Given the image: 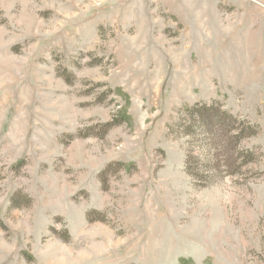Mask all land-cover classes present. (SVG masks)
Returning <instances> with one entry per match:
<instances>
[{
    "label": "rangeland",
    "instance_id": "1",
    "mask_svg": "<svg viewBox=\"0 0 264 264\" xmlns=\"http://www.w3.org/2000/svg\"><path fill=\"white\" fill-rule=\"evenodd\" d=\"M264 264V0H0V264Z\"/></svg>",
    "mask_w": 264,
    "mask_h": 264
},
{
    "label": "trees",
    "instance_id": "2",
    "mask_svg": "<svg viewBox=\"0 0 264 264\" xmlns=\"http://www.w3.org/2000/svg\"><path fill=\"white\" fill-rule=\"evenodd\" d=\"M179 264H195L191 258H180Z\"/></svg>",
    "mask_w": 264,
    "mask_h": 264
}]
</instances>
